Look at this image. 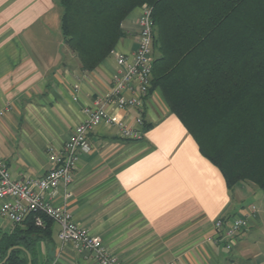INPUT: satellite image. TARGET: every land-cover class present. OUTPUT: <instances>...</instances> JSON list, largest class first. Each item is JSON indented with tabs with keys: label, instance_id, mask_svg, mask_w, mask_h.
Listing matches in <instances>:
<instances>
[{
	"label": "crops",
	"instance_id": "1",
	"mask_svg": "<svg viewBox=\"0 0 264 264\" xmlns=\"http://www.w3.org/2000/svg\"><path fill=\"white\" fill-rule=\"evenodd\" d=\"M59 1L0 0V157L11 178L43 176L51 167L46 149L61 150L85 119L84 109L109 90L119 71L116 56L137 47L139 8L123 21L124 35L109 55L83 71L63 41ZM108 111L141 137L123 139L114 125L96 126L91 151L48 198L54 206L67 208L122 264H264L257 249L264 203L248 201L255 197L248 183L227 189L159 88L140 111L113 105ZM236 216L248 225L230 250L214 222ZM14 227L0 216V236ZM51 230L50 240L38 245L41 263L94 264L91 252L60 243L54 221Z\"/></svg>",
	"mask_w": 264,
	"mask_h": 264
},
{
	"label": "trees",
	"instance_id": "2",
	"mask_svg": "<svg viewBox=\"0 0 264 264\" xmlns=\"http://www.w3.org/2000/svg\"><path fill=\"white\" fill-rule=\"evenodd\" d=\"M143 5L154 22L149 93L161 90L228 190L239 183L264 190V0H60L62 38L83 71L109 55L123 21ZM42 221L30 213L0 236V263L19 246L2 264H27V255L48 264L38 245L50 240L53 220Z\"/></svg>",
	"mask_w": 264,
	"mask_h": 264
},
{
	"label": "built area",
	"instance_id": "3",
	"mask_svg": "<svg viewBox=\"0 0 264 264\" xmlns=\"http://www.w3.org/2000/svg\"><path fill=\"white\" fill-rule=\"evenodd\" d=\"M138 39L135 51L129 55L118 54L116 61L119 71L111 78L110 88L96 95L84 109L85 119L77 124L61 150L46 149L47 160L51 167L39 178H11L4 160L0 157V216L13 225L20 224L32 213L34 222L42 226V215L52 219L59 226L58 239L61 244H71L75 249L86 250L93 254L94 264H122L109 255L102 241L81 228L64 206L56 207L48 199L60 185L71 181L79 156L91 151L89 133L99 124L116 126L123 139L136 140L141 137L138 129L128 127L122 119H117L108 106L115 109H134L140 111L144 106L151 85L153 61L154 22L152 9L148 5L139 7ZM76 87V86H75ZM76 89V88H75ZM127 91L132 92L125 96ZM3 111H0V115ZM140 126L142 121L136 118ZM254 209V207H252ZM246 217L218 219L214 228L220 232L227 249L234 246L235 236L246 229Z\"/></svg>",
	"mask_w": 264,
	"mask_h": 264
},
{
	"label": "rangeland",
	"instance_id": "4",
	"mask_svg": "<svg viewBox=\"0 0 264 264\" xmlns=\"http://www.w3.org/2000/svg\"><path fill=\"white\" fill-rule=\"evenodd\" d=\"M134 12H136V11L134 10ZM248 184L251 187V189H249L250 191H248V193L251 195L255 194V197H254V195H252L251 196L252 198H250L248 201L249 202L253 201L256 205H263V203H264V190L258 188L257 186H255L252 183H248ZM259 194H263V196L261 197ZM257 239H258V241H260L259 244L257 245V249L264 252V227L260 230Z\"/></svg>",
	"mask_w": 264,
	"mask_h": 264
},
{
	"label": "water",
	"instance_id": "5",
	"mask_svg": "<svg viewBox=\"0 0 264 264\" xmlns=\"http://www.w3.org/2000/svg\"><path fill=\"white\" fill-rule=\"evenodd\" d=\"M16 248H21V247H19V246H13V247H10V248L8 249V251H7V256H6V258H5L0 264L4 263V262L6 261L8 255L10 254V252H11L12 250L16 249ZM21 249H22V248H21ZM27 256H28V263H27V264H31V262H30V257H29V255H27Z\"/></svg>",
	"mask_w": 264,
	"mask_h": 264
}]
</instances>
